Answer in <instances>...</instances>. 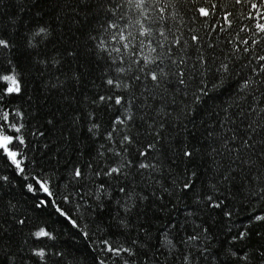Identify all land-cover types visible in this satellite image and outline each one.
Returning <instances> with one entry per match:
<instances>
[{
	"label": "snow or ice",
	"instance_id": "obj_1",
	"mask_svg": "<svg viewBox=\"0 0 264 264\" xmlns=\"http://www.w3.org/2000/svg\"><path fill=\"white\" fill-rule=\"evenodd\" d=\"M0 264H264V0H0Z\"/></svg>",
	"mask_w": 264,
	"mask_h": 264
},
{
	"label": "trees",
	"instance_id": "obj_2",
	"mask_svg": "<svg viewBox=\"0 0 264 264\" xmlns=\"http://www.w3.org/2000/svg\"><path fill=\"white\" fill-rule=\"evenodd\" d=\"M6 12L11 14L15 11L14 7L9 6L5 9ZM232 90H234V85ZM229 98V92H222L221 94H218L217 98L214 101H209V105L212 104H221L222 102L227 101ZM198 130L194 131V137H199L200 133L203 131V128L199 126V120L196 121ZM189 129H192V125H187ZM75 216V213H73ZM87 215V213H85ZM173 215H176V213H173ZM85 224H88V228L86 230H91L92 225L87 220L84 221ZM82 227L84 224L81 225ZM79 230L71 228L70 225L65 224L64 225V233H63V241L65 248L68 249L70 253L73 255H81L84 251L90 250V246L88 243V240L86 238H83L81 235L77 234Z\"/></svg>",
	"mask_w": 264,
	"mask_h": 264
}]
</instances>
